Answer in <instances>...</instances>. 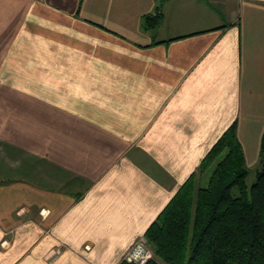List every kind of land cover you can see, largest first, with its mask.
<instances>
[{
  "label": "crops",
  "instance_id": "1",
  "mask_svg": "<svg viewBox=\"0 0 264 264\" xmlns=\"http://www.w3.org/2000/svg\"><path fill=\"white\" fill-rule=\"evenodd\" d=\"M183 2L0 0V264H120L233 123L258 163L264 0Z\"/></svg>",
  "mask_w": 264,
  "mask_h": 264
},
{
  "label": "trees",
  "instance_id": "2",
  "mask_svg": "<svg viewBox=\"0 0 264 264\" xmlns=\"http://www.w3.org/2000/svg\"><path fill=\"white\" fill-rule=\"evenodd\" d=\"M258 162L248 189L249 168L233 123L199 165L197 175L210 174L207 186L198 187L193 173L144 232L155 258L162 264H264V132Z\"/></svg>",
  "mask_w": 264,
  "mask_h": 264
},
{
  "label": "rangeland",
  "instance_id": "3",
  "mask_svg": "<svg viewBox=\"0 0 264 264\" xmlns=\"http://www.w3.org/2000/svg\"><path fill=\"white\" fill-rule=\"evenodd\" d=\"M201 1H204V0H201ZM177 4V3H176ZM184 5H186V9H189V7H190V3H189V0H186V2H183V3H181V6H184ZM166 23V27L168 28V29H173V26L176 24L175 23V20L174 19H171L170 21L168 20V21H166L165 22ZM260 168H261V166H260V163L258 162V163H256L255 165H250L249 166V171H248V175H247V180H246V183H247V187H248V189H250V187L252 186V184L255 182V179H256V173H257V171L258 170H260ZM199 175V174H198ZM209 177H210V174L209 173H207V174H204L202 177H196V178H198V183H197V186L198 187H206L207 186V184H208V181H209ZM142 240H140L139 238V240L137 239L136 241L138 242H140V241H143L144 243H146V241H145V238L142 236ZM135 241V242H136ZM133 243L132 245H131V247L127 250V252L125 253V255L123 256V259L125 258V256L132 250V248L137 244V243ZM145 247H146V249H147V251H146V253L149 255V257L143 262V263H138V264H145L147 261H149V260H155V261H157L159 264H162L159 260H157L156 258H155V255H154V253H153V251H152V249L149 247V245L146 243L145 244ZM128 263H130V262H128ZM134 264H137V263H134Z\"/></svg>",
  "mask_w": 264,
  "mask_h": 264
},
{
  "label": "built area",
  "instance_id": "4",
  "mask_svg": "<svg viewBox=\"0 0 264 264\" xmlns=\"http://www.w3.org/2000/svg\"><path fill=\"white\" fill-rule=\"evenodd\" d=\"M139 239L142 240L143 238L140 237ZM135 243H137V244L125 256L124 260L126 262H130V263H137V264L143 263L149 257V255L146 253V251H147V249L145 247L146 243H144L143 241H140V242L136 241Z\"/></svg>",
  "mask_w": 264,
  "mask_h": 264
}]
</instances>
